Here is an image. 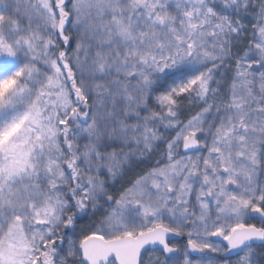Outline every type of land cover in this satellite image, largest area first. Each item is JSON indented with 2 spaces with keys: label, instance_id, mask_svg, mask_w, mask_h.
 <instances>
[{
  "label": "snow or ice",
  "instance_id": "1",
  "mask_svg": "<svg viewBox=\"0 0 264 264\" xmlns=\"http://www.w3.org/2000/svg\"><path fill=\"white\" fill-rule=\"evenodd\" d=\"M149 249L264 264V0H0V264Z\"/></svg>",
  "mask_w": 264,
  "mask_h": 264
},
{
  "label": "rangeland",
  "instance_id": "2",
  "mask_svg": "<svg viewBox=\"0 0 264 264\" xmlns=\"http://www.w3.org/2000/svg\"><path fill=\"white\" fill-rule=\"evenodd\" d=\"M250 19V17H249ZM166 146L161 144L160 147L157 149V152L154 153L151 157H149L144 163L135 164L132 168H130L127 172V174L124 176L123 180H121L120 183L116 184V189H119L121 185H126L127 182L134 178L137 174L147 170L150 166H154L157 162V160L161 159L163 153L165 152ZM79 234V233H78ZM184 238V237H183ZM186 238L184 241H174L173 243L177 244L179 247H183L184 244H186ZM156 253H153L150 250L145 251L143 254V259L145 261V264H148L149 259H154ZM233 264L236 260V256L232 257Z\"/></svg>",
  "mask_w": 264,
  "mask_h": 264
},
{
  "label": "water",
  "instance_id": "3",
  "mask_svg": "<svg viewBox=\"0 0 264 264\" xmlns=\"http://www.w3.org/2000/svg\"><path fill=\"white\" fill-rule=\"evenodd\" d=\"M213 239H215V238H213ZM170 240L172 241V242H174V241H182L183 240V237H170ZM150 250V249H149ZM145 252V251H144ZM144 252H142V256H143V254H144ZM235 255H233L232 257H234Z\"/></svg>",
  "mask_w": 264,
  "mask_h": 264
},
{
  "label": "trees",
  "instance_id": "4",
  "mask_svg": "<svg viewBox=\"0 0 264 264\" xmlns=\"http://www.w3.org/2000/svg\"><path fill=\"white\" fill-rule=\"evenodd\" d=\"M185 240V238H183V241Z\"/></svg>",
  "mask_w": 264,
  "mask_h": 264
}]
</instances>
